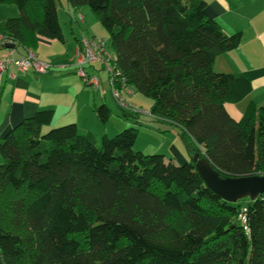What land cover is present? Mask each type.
Instances as JSON below:
<instances>
[{
  "label": "trees",
  "instance_id": "1",
  "mask_svg": "<svg viewBox=\"0 0 264 264\" xmlns=\"http://www.w3.org/2000/svg\"><path fill=\"white\" fill-rule=\"evenodd\" d=\"M66 2L93 10L116 56L114 86L151 97L149 113L181 128L192 159L136 150L134 127L99 141L38 110L0 137V264H264V193L227 201L193 161L199 152L222 177L264 174V104L233 118L226 103L244 99L251 80L214 67L242 32L225 33L206 0ZM61 3L0 0L19 10L2 40L29 51L65 42ZM94 109L109 121L108 105Z\"/></svg>",
  "mask_w": 264,
  "mask_h": 264
},
{
  "label": "crops",
  "instance_id": "2",
  "mask_svg": "<svg viewBox=\"0 0 264 264\" xmlns=\"http://www.w3.org/2000/svg\"><path fill=\"white\" fill-rule=\"evenodd\" d=\"M206 1V13L221 25L225 33L242 32L241 43L219 55L214 63L215 69L219 72H242L251 80L252 91L244 99L236 103H226L230 115L239 120L249 102L264 104V0ZM13 10V15L18 16L19 10ZM73 11L82 12L81 8H71L67 4V12L71 14ZM5 22L6 20L3 22L0 37L5 35ZM65 42L62 45L57 43V40L42 39L37 51L33 50L40 60L51 64L47 73L41 74L33 70L24 73L14 64L2 72L0 137L24 118L42 109L54 111L52 121L54 126L74 122L82 133L92 132L96 137L97 131L109 134L107 127L101 125L102 122L94 109L101 104L110 106L109 92L104 90L103 83L102 89L89 87L91 85H88L71 65L79 50V42L77 40L73 44L67 40ZM11 52L14 57L21 58L26 56L29 50L17 43L14 48H7L5 42L0 40V56ZM90 75L95 76L93 73ZM125 94L133 95L127 92ZM170 149L185 159L175 144H171Z\"/></svg>",
  "mask_w": 264,
  "mask_h": 264
},
{
  "label": "rangeland",
  "instance_id": "3",
  "mask_svg": "<svg viewBox=\"0 0 264 264\" xmlns=\"http://www.w3.org/2000/svg\"><path fill=\"white\" fill-rule=\"evenodd\" d=\"M62 3L58 4V14L61 26L63 28L65 40L70 41L71 44L76 43L77 38L85 36L87 38H98L105 41V47L111 48V40L107 30L102 25L99 18L93 12L89 6L81 7L80 13L83 15V20L78 17V11H73L71 14L67 12L66 0H61ZM13 9L17 10V6L13 4H0V32L3 29V22L10 17H14ZM64 45L66 42H58ZM37 51V50H36ZM89 74H95L101 82L104 84L103 88L109 92L111 101L109 102L111 109V117L105 124H101L103 127H107L109 130L108 136L112 137L119 131H122L128 127H134L138 130V138L134 144L136 150L143 151L147 154L161 153L166 156L167 159L175 160L178 164L191 161L192 157L188 154L185 140L181 136V128L170 121L161 120L153 117L147 112L150 110L153 99L146 96L134 89L133 95L126 94V98L130 102L139 106L145 113L134 114L133 110H127L128 116L124 110L119 107L115 97L112 93L111 84L109 81V73L103 63L89 64L85 67ZM78 73V72H77ZM104 80V81H103ZM92 89H98L93 84H88ZM68 124V123H67ZM61 126V125H58ZM51 128V127H50ZM49 127L45 128V130ZM115 130V131H114ZM105 131H97V139L100 141ZM172 145H176L177 149L184 154L185 159L177 156L170 148ZM3 162V157L0 154V163Z\"/></svg>",
  "mask_w": 264,
  "mask_h": 264
},
{
  "label": "built area",
  "instance_id": "4",
  "mask_svg": "<svg viewBox=\"0 0 264 264\" xmlns=\"http://www.w3.org/2000/svg\"><path fill=\"white\" fill-rule=\"evenodd\" d=\"M78 17L80 20H83L82 13H78ZM2 40V37H0ZM116 59L115 54L112 52L111 49L105 47V41L98 39V38H87L85 36L81 37V44L77 55L71 65L76 68L78 74L84 79V81L88 84H93L96 87L101 86V80L93 75H90L85 67L88 64H95V63H103L110 75H112L110 80L111 88L113 96L115 97L118 105L122 106L125 109L133 110L134 112H145L136 104L130 102L126 98V96L121 92L124 88L129 93L132 94V91L126 87L125 84H120V88H116L114 86V79L116 78L115 75H118V71L113 67V60ZM14 64L17 69L21 72H27L29 70H33L37 73H47L50 68L51 64L40 60L37 55L33 51H29L28 54L24 57L17 58L14 57L12 52L6 53L0 56V76L3 71L7 70L8 67Z\"/></svg>",
  "mask_w": 264,
  "mask_h": 264
},
{
  "label": "water",
  "instance_id": "5",
  "mask_svg": "<svg viewBox=\"0 0 264 264\" xmlns=\"http://www.w3.org/2000/svg\"><path fill=\"white\" fill-rule=\"evenodd\" d=\"M5 46L14 48L16 43L7 42ZM193 161L206 184L227 201L235 202L244 197L255 199L264 193V174L222 177L206 157H200L199 152L194 154Z\"/></svg>",
  "mask_w": 264,
  "mask_h": 264
}]
</instances>
